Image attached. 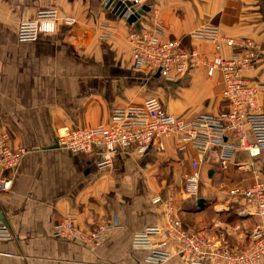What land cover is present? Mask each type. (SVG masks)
<instances>
[{
    "label": "crops",
    "instance_id": "1",
    "mask_svg": "<svg viewBox=\"0 0 264 264\" xmlns=\"http://www.w3.org/2000/svg\"><path fill=\"white\" fill-rule=\"evenodd\" d=\"M136 8L147 10L142 30L152 32L162 23L165 40L177 39L210 58L230 57L238 48L220 42L217 50L192 39L205 24L218 25L225 38L254 40L257 61L247 75L264 83V0H145ZM48 10L76 23L61 20L53 33L20 40V23ZM104 24L113 29L108 39L101 37ZM132 29L105 0H0V135L27 150L18 167L6 172L11 188L0 192V223L12 234L0 240V264H183L173 245L161 263L150 259L149 249L133 246L136 233L167 223L169 205L184 227L208 240L236 251L249 246L260 218L256 206L234 190L264 181V149L254 157L237 149L222 169L219 147L201 155L171 134L143 154L136 144L119 150L113 165L101 169L95 155L57 145L61 129L108 125L114 108L148 98L187 120L227 109L220 72L209 76L197 66L169 79L135 69ZM259 101L264 107V92ZM247 138L254 139L251 130ZM228 141L238 139L229 133ZM193 160L200 161L201 182L191 197L184 187ZM68 214L78 215L87 230L107 221L115 228L93 246L54 237L55 225Z\"/></svg>",
    "mask_w": 264,
    "mask_h": 264
},
{
    "label": "built area",
    "instance_id": "2",
    "mask_svg": "<svg viewBox=\"0 0 264 264\" xmlns=\"http://www.w3.org/2000/svg\"><path fill=\"white\" fill-rule=\"evenodd\" d=\"M140 6L145 0H128ZM250 2L254 0H241ZM74 25L71 16L62 18L56 10L39 12L33 20L20 23V40H36L41 34L56 31L59 21ZM101 37L108 39L113 34L109 25L101 26ZM166 28L157 24L152 32L132 29L128 41L132 47L134 68L160 74L169 79L183 75L192 68L201 66L209 76L220 72L222 75V96L227 102L226 110L218 113H202L193 119H181L166 110L157 98L132 102L125 107L114 108L108 125L95 127H66L57 136V145L75 153L93 154L101 169L110 168L119 150L132 144L138 146L140 154L153 144L171 134L178 135L180 144H190L201 154L219 147L218 163L227 169L232 154L237 149L257 156L264 149V107L259 96L264 92V83L254 82L247 73L255 68L257 44L252 39L235 40L221 35L218 25L208 23L194 30L192 39L215 44L220 42L238 50L230 57L202 55L198 50L184 47L177 39H164ZM251 130L254 139L249 141L247 131ZM229 133L237 143L228 141ZM26 148H14L7 134L0 135V192L11 188L12 178L6 172L18 167ZM199 160H193L192 173L186 177L185 192L191 197L198 195L200 188ZM238 168L243 169L244 164ZM249 204L256 206L260 218L259 225L251 233V242L243 251L233 250L220 242H212L203 234L184 227L181 219L168 206V221L164 226H151L134 235L133 246L151 251L150 259L161 263L170 256L168 247L173 245L181 256L183 264H261L264 258V181L257 180L251 186L234 190ZM157 198H155L156 200ZM115 228L107 221L93 230L81 227L76 214L65 215L54 227V237L87 245H98ZM12 237L9 227L0 223V240Z\"/></svg>",
    "mask_w": 264,
    "mask_h": 264
},
{
    "label": "water",
    "instance_id": "3",
    "mask_svg": "<svg viewBox=\"0 0 264 264\" xmlns=\"http://www.w3.org/2000/svg\"><path fill=\"white\" fill-rule=\"evenodd\" d=\"M105 5L116 15L125 17L137 30H142L140 18L142 15H146L147 10L145 8L137 9L136 6L128 0H105ZM158 75L160 74L158 73ZM204 204L205 199H199V207L203 208Z\"/></svg>",
    "mask_w": 264,
    "mask_h": 264
},
{
    "label": "trees",
    "instance_id": "4",
    "mask_svg": "<svg viewBox=\"0 0 264 264\" xmlns=\"http://www.w3.org/2000/svg\"><path fill=\"white\" fill-rule=\"evenodd\" d=\"M226 110V109H225Z\"/></svg>",
    "mask_w": 264,
    "mask_h": 264
}]
</instances>
